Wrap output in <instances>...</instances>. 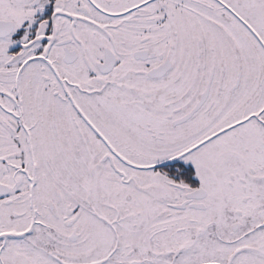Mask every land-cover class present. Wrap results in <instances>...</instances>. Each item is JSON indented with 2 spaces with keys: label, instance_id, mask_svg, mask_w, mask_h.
Returning a JSON list of instances; mask_svg holds the SVG:
<instances>
[{
  "label": "snow or ice",
  "instance_id": "snow-or-ice-1",
  "mask_svg": "<svg viewBox=\"0 0 264 264\" xmlns=\"http://www.w3.org/2000/svg\"><path fill=\"white\" fill-rule=\"evenodd\" d=\"M0 264H264V0H0Z\"/></svg>",
  "mask_w": 264,
  "mask_h": 264
}]
</instances>
